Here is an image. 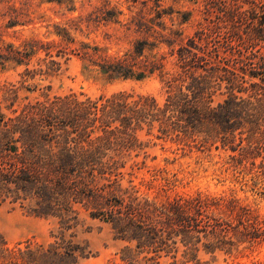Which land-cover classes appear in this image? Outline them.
I'll return each mask as SVG.
<instances>
[{
	"label": "rangeland",
	"instance_id": "374dc122",
	"mask_svg": "<svg viewBox=\"0 0 264 264\" xmlns=\"http://www.w3.org/2000/svg\"><path fill=\"white\" fill-rule=\"evenodd\" d=\"M224 6L236 17L222 19ZM263 18L264 0H0V118L37 130L18 143L20 151L28 147L32 160H58L64 148L91 153L92 139L102 134L87 136L92 103L125 94L128 102L146 98L163 108L172 81L173 91L187 84L178 50L190 39L193 52L206 59L195 62L196 75L212 86L204 95L199 135L164 136L156 122L152 130L142 125L136 131L132 150L120 153L122 141L113 140L95 156L127 162L122 186L132 183L140 201L153 204L132 216L155 244L142 252L140 242L122 240L111 223L74 204L76 219L66 235L85 252L79 264H264V107L251 99L255 105L244 112L261 117L247 119L254 125L244 123L227 140V116L220 109L227 94L206 76L225 51L224 41L235 45L233 32L258 24L264 32ZM142 42V54L135 56ZM116 60L156 70L140 81L103 74L102 66ZM74 101L84 103L80 129L71 125L78 116H70ZM121 125L113 121L110 129ZM58 129L68 136L58 138ZM134 163L139 167L131 170ZM198 197L202 205H193ZM185 199L192 203L185 212L195 220L179 224L174 206L166 204L177 200L180 206ZM33 204L0 203V264H57L59 220L34 214Z\"/></svg>",
	"mask_w": 264,
	"mask_h": 264
},
{
	"label": "trees",
	"instance_id": "16d2710c",
	"mask_svg": "<svg viewBox=\"0 0 264 264\" xmlns=\"http://www.w3.org/2000/svg\"><path fill=\"white\" fill-rule=\"evenodd\" d=\"M224 9L225 6L220 10L222 19L236 17L235 10L226 12ZM259 27L258 24L257 28L249 32H233L230 39L235 40L236 44L224 41L225 51L222 55H217L218 60L215 65L206 68V76L214 79L212 84L223 88L227 94V99L220 107L227 116V119L223 121V131L227 140L235 130L245 129L244 123L254 125L253 121L248 122L247 119L261 117L260 114L245 113L247 106L253 107L258 103L256 107H264V104H259L264 101V32ZM175 34L178 35L176 32ZM145 45L144 42L140 43L141 47L137 45L139 48L134 49L133 54L140 56ZM193 45L194 41L190 39L188 47L178 50V60L181 62L185 76L182 81L187 84L173 91L172 88L175 85L172 81L163 108L157 107L153 100L149 101L146 98H140L133 103L128 102L130 96L125 94L114 95L100 106L97 103L88 106V114H93L94 118L91 121L92 129L87 136H93L100 131L102 133L92 139L90 144L95 147L93 151H89L91 153L64 148L58 153V160H32L28 147L20 151L21 147L18 143L25 135L32 133L35 136L37 130L29 128L30 131H27L23 124L9 126L7 122V124L3 123L2 117L0 118V203L7 200L11 202L30 200L34 203L31 209L34 214L58 218L61 230L56 237L60 242L56 254L57 264H79L80 260L86 256L79 245H74L73 235H66L67 231L73 228L72 224L77 214L73 205L78 203L89 209L91 217L111 223L122 240L140 242L137 249L142 248V252L155 244L140 231L132 216L138 213L140 215L144 210H150L153 204L148 203L147 200L141 202L137 196L138 189L132 183L126 187L122 186L127 162L120 160L122 157L103 161L101 157L95 156L113 140L115 143L124 142H121L120 153L123 150H132L136 142L135 133L142 129V125L152 130L154 123H160L158 132L161 135L173 134L178 139L183 135L187 138L202 132L199 128L203 125L202 112L205 105L203 99L205 92L208 91L206 88L210 89L212 86L204 77L196 75V70L199 69L195 65L196 59L205 63L206 59L193 52L196 49ZM259 45L260 48H257ZM136 65V62L128 64L125 60L107 62L102 66V73L111 75L114 79L121 77L140 81L147 77L146 73L151 75L156 70L155 65L149 69H139ZM183 89L186 93L182 91ZM238 94L245 95L247 100H241ZM251 99H256L257 102L254 104ZM72 106L73 113L70 115L72 120L75 118V113H78V116L71 125L73 127L76 125L75 128L80 129V123H82L80 115L84 109V103L74 101ZM91 109L93 113L90 112ZM98 114L100 116H97ZM215 116L218 117V115ZM113 121L121 123V128L110 129ZM167 122L171 127L167 126ZM81 132L82 134H78L79 141L85 135L83 130ZM254 134L255 132L250 133L248 139H253ZM64 135L68 136L66 132H61L58 138ZM134 167H139L138 163H134L131 170ZM183 202L180 206L177 200L175 204L167 203L166 205L174 206V214L177 212L175 217L177 223L190 224L195 219L188 216L185 206H192V203L186 199ZM193 202V205H202L199 197ZM172 219L173 217L170 220ZM182 233L188 236L190 232L182 231Z\"/></svg>",
	"mask_w": 264,
	"mask_h": 264
}]
</instances>
